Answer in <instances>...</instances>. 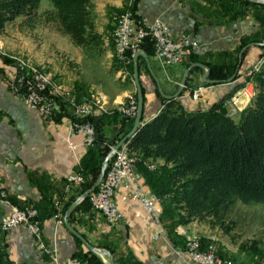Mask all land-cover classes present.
<instances>
[{
    "label": "crops",
    "instance_id": "obj_1",
    "mask_svg": "<svg viewBox=\"0 0 264 264\" xmlns=\"http://www.w3.org/2000/svg\"><path fill=\"white\" fill-rule=\"evenodd\" d=\"M92 2L96 30L104 38L105 49L113 42L116 17L123 12L127 0ZM230 3L229 0H138L136 4V15L150 21L160 20L170 28L173 38L185 34L194 38L198 46L193 52L204 61H223L229 58V54L236 55L243 41L249 42L242 50L245 53L241 57L240 78L234 82L206 85L199 100L192 99L188 91L184 92L177 100L188 112L206 111L224 102L260 59L262 48L253 42L264 39V8L261 6L264 3L245 8L240 2ZM241 8L247 13L245 17L235 20L234 13ZM20 22L21 19L15 22L17 30ZM18 32L26 34L25 31ZM48 44L37 48L15 40L8 41L0 36V53L26 54L36 65L51 73L56 69L57 54ZM108 50V56L112 55L113 49ZM65 51L67 67H64V81L57 80L65 90L71 91L81 101L89 93V88L95 87H89L81 76L77 77L78 71L83 73L89 69L94 74L96 69L89 62L88 55L72 43ZM138 60L139 82L144 95V124L160 112L164 100H167L165 96H172L179 91L187 69L186 63L163 69L154 55H141ZM0 68L7 78L16 74L15 66L6 63L1 56ZM203 69L204 72H195L189 76L192 86L202 82V77L207 73L206 67ZM236 92L241 93L239 104L242 111L249 106L255 88L253 83H247ZM135 93L137 87L133 77L130 82L107 94L113 100L107 108H116ZM67 114L59 120L56 117L43 118L36 110L28 107L22 97L12 93L6 82L0 81V188L7 192L10 204L20 208L37 207L43 217L42 239L62 260L78 253L91 252L84 243L86 241L94 248L108 250L114 258V264H194L185 254L180 236L173 233L179 241L177 245L169 236L158 240L152 238L153 224L147 219L141 205L133 201L131 189L120 188L117 191L115 202L120 219L113 225L108 224L102 213L92 208L87 197H83L84 194L80 195V187L66 189L67 178L77 171V162L72 156L69 143L77 145L75 153L80 161L91 147L83 145V135L72 134V111L67 109ZM106 132L109 138L114 135L109 126ZM147 162L159 169L164 165L162 160ZM135 169L141 175L140 183L144 188L154 191L145 166L139 163ZM159 176L155 186L158 191L168 185L167 178L161 174ZM168 201H171L170 197L165 200L162 221L164 228L171 231L175 224L170 225L169 217L173 213L171 202ZM57 203L63 214L62 224L51 215ZM10 204L0 202V225L2 218L11 210ZM195 226L196 222L192 221L185 227L190 234L205 237L198 234ZM0 245L12 264H50L49 257L39 250L37 240L23 228L17 227L7 232L0 228ZM98 257L103 264H109L107 257Z\"/></svg>",
    "mask_w": 264,
    "mask_h": 264
},
{
    "label": "trees",
    "instance_id": "obj_2",
    "mask_svg": "<svg viewBox=\"0 0 264 264\" xmlns=\"http://www.w3.org/2000/svg\"><path fill=\"white\" fill-rule=\"evenodd\" d=\"M49 1L52 9L40 12L41 0H0V33H3L7 25L21 19L20 27L27 30L46 25L56 26L61 34L67 36L86 55L104 50V38L95 26L92 0ZM229 1L230 4L240 2L243 8L256 5L249 0ZM137 2L138 0L136 4ZM261 6L264 8V4ZM243 8L234 13L235 20L245 17L247 12ZM257 43L264 44V39ZM248 44V41H243L236 55L229 54V58L214 63L204 61L192 52L185 68L201 63L210 70L208 78L211 81L226 83L232 77L237 79L241 76L238 72V55ZM141 48L148 56L155 54V43L150 38L143 42ZM2 58L6 63L12 64L11 59ZM139 66L138 60V68ZM126 67L132 75L134 60ZM200 71L204 72V69L194 67L191 74ZM244 80L230 96L249 81L255 84L256 94L251 104L242 111L238 123L227 115L223 102L206 111L188 112L180 101L164 100L160 112L126 140L132 154L143 160L164 162L157 172L148 171L149 182L156 194L170 196L171 203L183 211L184 214L180 216L181 224L207 218L221 222L238 201L244 204H264V66ZM189 83L188 78L186 86ZM131 98L138 103L137 93ZM68 115L66 106L61 104V113L56 116V120ZM135 119L136 117L129 118L114 109L80 120L93 125L96 138L81 161L85 182L80 186V195L94 186L105 159L112 148L130 134ZM108 126L114 134L111 138L106 132ZM158 174L168 180L167 187L159 191L155 189L160 179ZM27 207L36 209L39 220H43L37 207ZM56 213L54 205L51 215ZM171 231L170 238L177 245L179 241ZM201 242L207 245L211 241L203 237ZM244 250L258 255L256 243ZM75 257L91 264H103L93 252L78 253ZM0 264H12L1 245Z\"/></svg>",
    "mask_w": 264,
    "mask_h": 264
},
{
    "label": "built area",
    "instance_id": "obj_3",
    "mask_svg": "<svg viewBox=\"0 0 264 264\" xmlns=\"http://www.w3.org/2000/svg\"><path fill=\"white\" fill-rule=\"evenodd\" d=\"M136 1H128L125 10L116 18L113 40L115 46H119L118 62L124 66L131 64L135 54L141 50L143 42L150 38L155 43V55L163 67L183 63L193 51L192 47L196 46L197 43L192 41V37L189 35L175 39L171 36L170 28L161 21H150L146 17L136 15L134 11ZM12 59L16 68L15 76L7 79L0 69V81L6 82L12 93L22 97L28 107L36 110L43 118H55L61 113V104H64L73 114L70 124L72 134L83 135V145L93 146L96 140L95 129L91 123L80 120L98 112H106L107 108H104V103L97 102L95 95H91L90 98L84 97L81 101H75L71 91L65 90L62 84L50 76L48 72L38 71L35 66L29 63V57H12ZM260 63H264V57L258 64ZM202 90H204V86L193 91L192 98L197 100L201 96ZM119 112L129 118H134L137 113L135 100L130 99L128 103L121 105ZM69 148L77 162V171L67 178V190L80 187L85 182L81 172V161L75 153L77 145L69 143ZM139 163L143 164L148 171L155 172L157 170L147 168V163L140 162V157L128 155L125 144H123L109 159L104 178L98 187L88 195L87 200L94 210L104 215L108 224L113 225L120 219L118 206L115 202L116 193L120 188L131 189L133 201L141 205L147 219L153 224L154 234L152 238L158 240L167 235L166 231L161 228V214L166 197L146 190L140 183L141 175L135 169ZM0 202L10 204L7 192L1 188ZM10 209L9 214L2 218L1 230L7 232L20 227L28 231L37 240L39 250L49 257L50 264H91L89 261L75 256L60 259L57 252L48 247L42 239V226L36 209L31 207L19 208L11 204ZM56 209L57 213L54 215V220L62 224L59 203L56 204ZM176 232L185 237V251L194 263L234 264L228 259L217 256L212 246L208 250L202 251L199 241L188 236L183 227L178 226Z\"/></svg>",
    "mask_w": 264,
    "mask_h": 264
},
{
    "label": "rangeland",
    "instance_id": "obj_4",
    "mask_svg": "<svg viewBox=\"0 0 264 264\" xmlns=\"http://www.w3.org/2000/svg\"><path fill=\"white\" fill-rule=\"evenodd\" d=\"M128 1H130V0H127L126 6L128 4ZM126 6H125V8H126ZM125 8H124V10H125ZM45 9H52V6H51V3L49 0H41L39 11L42 12ZM134 11L136 12V4L134 7ZM40 27H42V28L39 29L38 31H32V30L26 31V29L23 27H20V24H19L18 29L21 31H25L24 33H26V34H20L18 32L19 30H17V25L14 22V23H12V25H9V26L7 25L5 30L3 31V33H0V36H1V38L8 40V41L15 40L17 43L25 44L26 46L34 45V46H37V48H38V46L41 47L42 45L50 43L48 45H50V47H53L54 50H56L55 53L57 54V59L56 60L54 59L55 63H56V65H55L56 69L54 71H52L50 73L49 71H46L43 67L36 65L32 61V59L26 54L25 55L22 53L10 54V53L4 52L3 54L0 53V56L8 58V59H12V57H15V58L29 57L31 64L33 66H35L38 69V71L48 72V74L50 76H53L56 79H60L61 81H64V67H67L65 65L66 64V56H67L65 53L66 52L65 50L69 49L70 44H71L69 42L70 40L67 36L61 34L57 30L56 26L49 25V27H45V26H40ZM185 35H187V34H185ZM171 36H172V34H171ZM192 41L197 43L194 40V38H192ZM45 42H47V43H45ZM254 43L259 44L258 46H260V48H262V50H261L262 53H261L260 59L255 64V66L246 74V77L252 76L253 72H258L260 70V68L262 66H264V65H261L264 63L258 64L261 59L263 60V57H264V49H263L264 44L263 43H257V42H254ZM197 46H198V44L196 46L192 47V50H194ZM0 48H1V46H0ZM108 49L109 50L113 49L112 55L108 56V54H107ZM117 50L118 49L115 46L114 40H113V45L111 42V45L109 44V46L107 48H105L104 50H102L100 53L88 54V58L90 60L89 62H91V64H94V69H96V71L94 72V74H92V72L89 69L85 70V71L82 70L83 73H80V71H78V75H77V77L81 76L82 77L81 79L85 80L89 87H92V86L95 87L94 89L89 88V93L85 97L90 98L91 95H95L97 97V102H103L104 103V108H107L108 104L113 102V100L109 99L107 94L108 95L111 94V90H113L114 88L117 89L118 86H121L124 83H128V81L130 82L131 79L133 80V77H134V73L132 75H130L129 71L127 70V67L124 66V64L118 62L119 61V55H118ZM141 50H142V48H141ZM242 50L240 51V53L242 52ZM243 53H242V57H243ZM154 56L156 57L155 54H154ZM188 57L184 60L183 63L179 64V66L184 64V63L187 64ZM156 59L159 61V59L157 57H156ZM11 62L14 65L13 59L11 60ZM239 64L241 66L240 58H239ZM160 65H161V63H160ZM176 66H178V65L170 66V67H163L161 65V67L163 69H169V68L176 67ZM240 66L238 67V72H239ZM201 68H203V67H201ZM2 72H3V70H2ZM4 75H5V73H4ZM190 75H191V71H190L187 79L189 78ZM208 76H209V74H208ZM232 78H233V80L232 81L229 80V82H234L237 79H239L240 77H238L237 79H235V77H232ZM244 81L245 80H243V82ZM186 82H187V80H186ZM186 82H185V87L183 88L180 96L183 95L184 92L188 91L190 94V97L192 98L193 91H197L200 87L204 86L202 84V83H204L203 81L202 82L200 81L196 86H192V83L191 84L189 83V86H186ZM247 83H253V81H249ZM253 85L255 88L254 83H253ZM205 87L206 86H204V90H205ZM204 90L201 91V94ZM236 93L237 92H235L232 96H229L223 102V104H224V107L227 111V115L231 119H233L236 123H238L240 120V117H241V113L244 109L241 111V106L239 104V96L241 93L240 92H238L237 94ZM255 94H256V89H255ZM255 94H254V96H255ZM76 96H78L77 93H76ZM72 97L74 98L75 101H78V99L75 97V95ZM199 98L197 100H199ZM128 99L130 100L132 98L130 97ZM177 99L178 98L173 99V100H177ZM126 101L121 103V104H118V106H116V108H112V109L107 108L106 112H111V110H114V109H117L119 111V108L121 107V105L128 103V101L127 102ZM251 102H252V100H251ZM251 102H250V104H251ZM136 104L138 107V103H136ZM67 109H69V108H67ZM136 115H137V113H136ZM124 144H125V149L128 150V152L131 155H135L129 151L127 143L125 142ZM135 156L140 157L138 155H135ZM140 159H141L140 162H146L147 163V168H149V166H152L154 169H157L155 172H157L159 170V167H157L156 165L147 162V160H143L141 157H140ZM66 186H67V182H66ZM66 189H67V187H66ZM162 197H166L165 198V200H166L170 196H162ZM168 202L170 203L171 201H168ZM171 205H172V208H171L172 211L171 212L173 213V215H172V217L170 215L169 220H171L170 225L175 224L174 228L172 229V233H174L175 235L180 236L176 232V228L178 226H181L184 228V230L188 236L195 238L199 241L200 249L202 251H206L209 249V247L212 246V247H214L217 256H220L224 259H228V260L232 261L234 264H264V204H261V203L244 204V203L238 201L237 203H235V205H233V207L228 212V214L226 215L224 220H222L221 222H216V221L212 220L211 218H207L204 220H193V222H196L195 228L198 230V234L200 236H205V238H208L211 241L207 245L202 244L201 238H203V237H198L196 235H192L189 233V230H187V228L185 227L187 224H181L180 223V216L182 214H184L183 211H181L179 208H177V205H173L172 203H171ZM164 206H165V201H164V205H163V211H164ZM55 208H56V204H55ZM163 211L161 214V228L166 231V233H167L166 237L167 236L170 237L169 231L166 228H164V225H163V221H162V217H163V213H164ZM171 212H169V213H171ZM62 216H63V214L61 215V218H60L61 220H62ZM180 237L183 239V242H184V252L189 257V255L185 251L186 239L184 236H180ZM252 243H256V245H257V248H258V252H257L258 255L257 256L253 255V253L248 252L247 250H244L245 248H248L250 245H252ZM221 254L223 256H221ZM194 264H196V263H194Z\"/></svg>",
    "mask_w": 264,
    "mask_h": 264
},
{
    "label": "water",
    "instance_id": "obj_5",
    "mask_svg": "<svg viewBox=\"0 0 264 264\" xmlns=\"http://www.w3.org/2000/svg\"><path fill=\"white\" fill-rule=\"evenodd\" d=\"M253 3H264V0H249ZM259 45V44H258ZM243 52V51H242ZM242 52L239 55L240 58V63H241V57H242ZM146 56L145 52L143 50H140L136 53L135 57H134V81L137 87V97H138V107H137V115H136V119H135V123L134 126L132 128V131L130 132V134L123 140L121 141L118 145H116L111 152L109 153V155L107 156V158L105 159L102 168H101V172L99 175L98 180L96 181V183L94 184V186L88 190L85 194H84V198H86L90 193H92L97 187L98 185L101 183L102 179L104 178L105 175V170L107 167V163L109 161V159L114 155V153L126 142V140L128 139V137L133 136L138 129L143 125V110H144V95H143V91L139 82V68H138V57L139 56ZM240 66V64L238 65V67ZM194 67H204L202 64L200 63H194L192 64L185 72L184 76H183V80L180 84V88L179 91L172 95V96H165V98L167 100H173L176 98L180 97V94L183 90V88L185 87V82L187 80V77L190 73V71L194 68ZM207 69V73L202 77V81L206 84H219V82L217 81H211L208 79V74L210 72V70L206 67ZM232 79H230V81H232ZM146 123V122H145ZM85 245L87 246V248L95 253L98 256H105L108 258V262L109 264H114V258L112 256V254L108 251V250H104V249H98V248H94L91 245H89L86 241H84Z\"/></svg>",
    "mask_w": 264,
    "mask_h": 264
},
{
    "label": "bare ground",
    "instance_id": "obj_6",
    "mask_svg": "<svg viewBox=\"0 0 264 264\" xmlns=\"http://www.w3.org/2000/svg\"><path fill=\"white\" fill-rule=\"evenodd\" d=\"M117 47V52H118V55H119V46H116ZM29 63L31 64V62H30V60H29ZM32 65V64H31ZM126 152L128 153V155H131L129 152H128V150H126ZM132 157H137V156H135V155H131ZM140 161H141V159H140ZM143 161V160H142ZM149 168L150 169H154L152 166H149Z\"/></svg>",
    "mask_w": 264,
    "mask_h": 264
}]
</instances>
